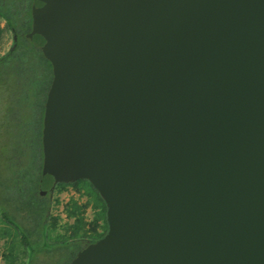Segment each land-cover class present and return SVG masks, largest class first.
Returning <instances> with one entry per match:
<instances>
[{
	"label": "water",
	"instance_id": "95a60500",
	"mask_svg": "<svg viewBox=\"0 0 264 264\" xmlns=\"http://www.w3.org/2000/svg\"><path fill=\"white\" fill-rule=\"evenodd\" d=\"M52 64L39 195L88 180L68 264H264V0H33Z\"/></svg>",
	"mask_w": 264,
	"mask_h": 264
},
{
	"label": "trees",
	"instance_id": "16d2710c",
	"mask_svg": "<svg viewBox=\"0 0 264 264\" xmlns=\"http://www.w3.org/2000/svg\"><path fill=\"white\" fill-rule=\"evenodd\" d=\"M32 1L0 0V20H4L5 28L13 33L11 46L0 55V88L7 95V100H3L0 93V134H5L7 140L13 136L10 143L0 142V176L1 173L4 176L0 181V218L15 229L26 248L27 260L23 264H42L40 256L53 257L63 251L67 258L63 259V264H68L79 250L106 234V204L86 179L58 184L85 183L90 188L88 195H94L105 225L103 232L86 239L83 236L70 239L50 236L49 194L39 195V181L43 163L44 106L53 72L51 62L25 36L31 28ZM3 31L0 25V41ZM22 106L29 108L30 116ZM26 155L28 160L24 159ZM74 208L69 216L75 217L80 224L83 222L80 208L78 205Z\"/></svg>",
	"mask_w": 264,
	"mask_h": 264
},
{
	"label": "rangeland",
	"instance_id": "374dc122",
	"mask_svg": "<svg viewBox=\"0 0 264 264\" xmlns=\"http://www.w3.org/2000/svg\"><path fill=\"white\" fill-rule=\"evenodd\" d=\"M0 25L4 28L0 41L1 55L11 46L13 33L5 28L6 24L4 20H0ZM0 93L3 100H7L4 89L0 88ZM12 105L13 103L11 102L10 106ZM22 110L28 113L27 116H30L28 107L22 106ZM12 140L13 136L7 140L5 134H0V142L10 143ZM0 147L2 148V145ZM27 158L26 155L24 159L28 160ZM3 177L1 173L0 181H2ZM88 189L90 188L85 183L60 185L55 188L52 194L47 196V200L50 202V236L52 238L70 239L83 236L86 239V237L95 235L96 232L101 233L104 231L105 223L101 217L102 215L99 214L100 208L96 207L94 195H88ZM75 205H78L83 217V222L80 224L76 222L75 217L69 216L75 209ZM97 218L99 219L97 220ZM11 256L14 260H12ZM65 257L66 252L63 251L60 255L59 253H55L53 257L42 255L40 256V260L42 264H63L64 260H67ZM26 260L27 251L21 243L20 236L17 235L11 225L4 223L0 218V264H23Z\"/></svg>",
	"mask_w": 264,
	"mask_h": 264
},
{
	"label": "flooded vegetation",
	"instance_id": "af4514ba",
	"mask_svg": "<svg viewBox=\"0 0 264 264\" xmlns=\"http://www.w3.org/2000/svg\"><path fill=\"white\" fill-rule=\"evenodd\" d=\"M15 38H16V36H15Z\"/></svg>",
	"mask_w": 264,
	"mask_h": 264
}]
</instances>
